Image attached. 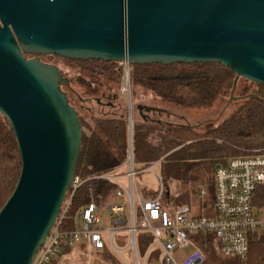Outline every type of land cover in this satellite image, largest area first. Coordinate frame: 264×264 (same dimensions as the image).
Instances as JSON below:
<instances>
[{"label": "water", "instance_id": "water-1", "mask_svg": "<svg viewBox=\"0 0 264 264\" xmlns=\"http://www.w3.org/2000/svg\"><path fill=\"white\" fill-rule=\"evenodd\" d=\"M49 54L220 63L236 74L233 95L240 78L264 85V0H0V113L22 162L0 209V264L33 262L76 176L81 120L63 89L70 78L41 59Z\"/></svg>", "mask_w": 264, "mask_h": 264}, {"label": "trees", "instance_id": "trees-1", "mask_svg": "<svg viewBox=\"0 0 264 264\" xmlns=\"http://www.w3.org/2000/svg\"><path fill=\"white\" fill-rule=\"evenodd\" d=\"M73 61L81 72L79 81L86 96L82 100H95L101 106L100 110L92 105L85 106V114L78 110L82 125V145L76 175L87 178L121 164L127 152L128 118L124 113L127 104L120 87L123 66L119 62L96 59ZM235 78V72L220 63L130 65L131 84L139 85L163 103L185 109L208 107L219 98L230 97ZM240 79L234 92H240L238 96H242L239 98L242 104L220 123L205 120L194 125L174 124L156 117H148L141 123L134 122L136 163L159 161L167 164L171 168L170 177H174L183 186L178 196L190 201L192 195H197L199 184L206 183L204 173H200L202 160L209 158L215 166L224 164L232 157L245 155L257 147H264V85L256 83V88L250 90L247 84L250 81L243 79L244 82L240 84ZM67 87H72L71 79ZM115 87L119 89L113 91ZM167 114L170 116L169 112ZM21 168L18 141L9 121L0 113V209L12 194ZM163 182L169 199V185L164 179ZM113 188L114 185L101 179L86 181L73 199L66 227H73L77 211L85 204L98 195L111 193ZM210 196L213 193L209 190L207 197ZM204 241L205 250L213 253L215 249L219 251L213 236H207ZM99 255L103 256L105 263L124 264L109 248L99 252ZM234 260L233 264H264V233L251 242L246 259ZM57 263L58 257L53 261V264ZM201 264L215 262L205 257Z\"/></svg>", "mask_w": 264, "mask_h": 264}, {"label": "built area", "instance_id": "built-area-1", "mask_svg": "<svg viewBox=\"0 0 264 264\" xmlns=\"http://www.w3.org/2000/svg\"><path fill=\"white\" fill-rule=\"evenodd\" d=\"M123 66L121 92L131 101L130 65ZM131 107V102L129 103ZM134 121L128 117V145L123 162L91 177L75 176L55 226L40 247L31 264H53L61 249L84 243L99 253L105 248L114 251L125 264H201L206 257L207 236H213L221 254L228 258H247L251 242L264 233V147L232 157L216 168V192L211 209L202 204L195 213L190 204L170 206L162 201L167 189L161 180L158 194H146L138 185L139 174L148 171L159 161L144 168L136 167ZM89 179H101L114 185L107 195H98L83 206L73 227L66 219L79 188ZM125 179V180H124ZM93 193V189L90 188ZM205 199L208 190H199ZM200 236L196 243L192 237ZM124 236L126 245L120 246ZM143 247V252L141 248ZM193 248L177 258L175 250ZM129 253V256H126Z\"/></svg>", "mask_w": 264, "mask_h": 264}, {"label": "rangeland", "instance_id": "rangeland-1", "mask_svg": "<svg viewBox=\"0 0 264 264\" xmlns=\"http://www.w3.org/2000/svg\"><path fill=\"white\" fill-rule=\"evenodd\" d=\"M41 59L48 63L56 64L60 67L63 73L71 79L72 87H66L65 89L68 91V95L71 99V103L77 107L81 114H85L86 107L88 105L94 106L96 109H101V106L95 100L92 102H84L82 99L86 98L84 94V90L81 86V82L79 81V76L81 75L80 69L78 68L77 63L73 61V59L64 58L62 56L56 54H49L41 56ZM120 65V64H119ZM245 78L240 79V84L244 82ZM124 79L120 84H123ZM250 81V80H249ZM250 87V90L256 88V83L249 82L247 83ZM132 86V95H131V107H129V97L127 95H123L126 99L127 109L124 112L127 116H132V119L135 123H141L145 121L144 116L152 117V118H160L164 121H169L174 124H190L194 125L199 122L210 120L215 123H220L224 119L230 117L235 111L239 109L241 106V99L237 98L240 92L237 90L234 94L230 97L226 98H219L213 102L211 106L203 107V108H194V109H185L181 107H174L163 103L159 99L153 98L151 94L145 91L139 85ZM105 89V88H103ZM118 88H113V91L118 90ZM240 90V89H239ZM233 96L234 98H232ZM104 100V99H103ZM106 100V99H105ZM139 104L145 106L156 107L162 109V111H146L142 110V112L137 107ZM161 112V114H159ZM169 112V115L167 114ZM261 147V146H260ZM259 148V147H257ZM200 173H204L203 179L206 183H200L197 190V195H192V198L189 200H185L178 196V192L182 193V184H179L178 181L174 177L171 176V168L164 164V162H158L154 165V167L149 168L148 171L143 172L138 175L137 182L141 190L145 193H149L151 195L158 194L161 189V180L158 175L162 177V180L167 181V184L170 188V206H179L181 204H190L193 206V210L195 213H198L202 209V204L207 208V210L211 209L214 205V198L216 192V179H215V172H216V165L214 166L211 159L206 158L200 162ZM148 166L147 164L137 163V168H144ZM125 180V179H124ZM201 188H205L206 190H210V193H213V196L209 198L206 197L205 199H201L199 195V190ZM168 200V196L165 194L162 198V201L166 202ZM80 210L77 211L76 217L79 219ZM192 239L196 243H201L203 240L200 236H194ZM120 246L124 247L126 245L125 237H119ZM211 246L213 243L211 241ZM208 248V243L206 245ZM212 248V247H211ZM214 248V246H213ZM215 249V248H214ZM193 251V248H184V249H177L174 252V255L177 258H182L185 256L186 253H190ZM141 252L143 249L141 248ZM206 252V260H214L215 264H233L235 262L234 259L228 258L221 254L220 251L215 249V253L211 252L210 250ZM113 253H115L113 251ZM116 254V253H115ZM117 255V254H116ZM118 256V255H117ZM126 256H129V253H126ZM120 258V256H118ZM103 256L99 255V253H95L91 251L84 243L77 244L70 249L65 250L64 248L61 249V252L58 256V263L57 264H109L105 263L102 260ZM121 259V258H120ZM122 261V260H121ZM125 264V263H124Z\"/></svg>", "mask_w": 264, "mask_h": 264}, {"label": "flooded vegetation", "instance_id": "flooded-vegetation-1", "mask_svg": "<svg viewBox=\"0 0 264 264\" xmlns=\"http://www.w3.org/2000/svg\"><path fill=\"white\" fill-rule=\"evenodd\" d=\"M34 55L27 54V57H33ZM43 56V55H42ZM65 87V86H64ZM67 87V86H66ZM237 98H242V96H236ZM212 120V119H210Z\"/></svg>", "mask_w": 264, "mask_h": 264}]
</instances>
